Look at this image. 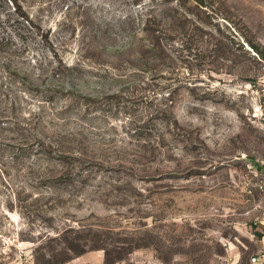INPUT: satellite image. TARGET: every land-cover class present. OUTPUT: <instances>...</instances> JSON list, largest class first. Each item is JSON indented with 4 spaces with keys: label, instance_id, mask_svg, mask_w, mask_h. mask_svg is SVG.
Masks as SVG:
<instances>
[{
    "label": "rangeland",
    "instance_id": "1",
    "mask_svg": "<svg viewBox=\"0 0 264 264\" xmlns=\"http://www.w3.org/2000/svg\"><path fill=\"white\" fill-rule=\"evenodd\" d=\"M203 1L0 0V264H252L264 0Z\"/></svg>",
    "mask_w": 264,
    "mask_h": 264
},
{
    "label": "built area",
    "instance_id": "2",
    "mask_svg": "<svg viewBox=\"0 0 264 264\" xmlns=\"http://www.w3.org/2000/svg\"><path fill=\"white\" fill-rule=\"evenodd\" d=\"M258 178L259 177L256 176V182L253 184V186L250 187L251 188L250 193H252V191L254 190V191H259L260 193L264 194V181ZM262 219L264 220V210L262 212ZM225 246L227 247L228 260L231 261L232 264H235L236 262L234 261L229 245L225 244ZM251 263L252 264H264V250H262L256 256L252 257Z\"/></svg>",
    "mask_w": 264,
    "mask_h": 264
},
{
    "label": "crops",
    "instance_id": "3",
    "mask_svg": "<svg viewBox=\"0 0 264 264\" xmlns=\"http://www.w3.org/2000/svg\"><path fill=\"white\" fill-rule=\"evenodd\" d=\"M257 231H258V233L261 234V236L258 239L259 241H258V252H257V254H259L262 250H264V220L263 219H262V222H259V227H258ZM93 259H94V257L92 256L88 260H85V261H88V264H103V260H101V261L99 260L100 262H95Z\"/></svg>",
    "mask_w": 264,
    "mask_h": 264
},
{
    "label": "trees",
    "instance_id": "4",
    "mask_svg": "<svg viewBox=\"0 0 264 264\" xmlns=\"http://www.w3.org/2000/svg\"><path fill=\"white\" fill-rule=\"evenodd\" d=\"M195 1H197V2H198V4H199V5H201V6H202V5H203V3H204V1H203V0H195ZM258 236L260 237V236H261V234H259V233H258Z\"/></svg>",
    "mask_w": 264,
    "mask_h": 264
}]
</instances>
